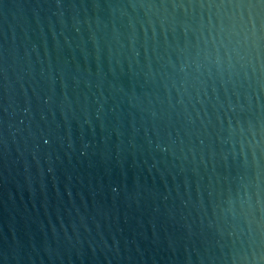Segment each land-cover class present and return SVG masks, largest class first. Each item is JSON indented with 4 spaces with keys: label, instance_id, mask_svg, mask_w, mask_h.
Wrapping results in <instances>:
<instances>
[{
    "label": "water",
    "instance_id": "1",
    "mask_svg": "<svg viewBox=\"0 0 264 264\" xmlns=\"http://www.w3.org/2000/svg\"><path fill=\"white\" fill-rule=\"evenodd\" d=\"M0 264H264V3L0 0Z\"/></svg>",
    "mask_w": 264,
    "mask_h": 264
},
{
    "label": "snow or ice",
    "instance_id": "2",
    "mask_svg": "<svg viewBox=\"0 0 264 264\" xmlns=\"http://www.w3.org/2000/svg\"><path fill=\"white\" fill-rule=\"evenodd\" d=\"M260 2L264 3V0H260Z\"/></svg>",
    "mask_w": 264,
    "mask_h": 264
}]
</instances>
